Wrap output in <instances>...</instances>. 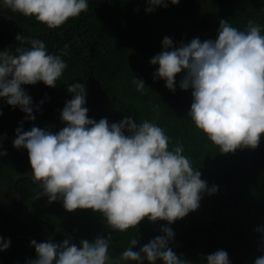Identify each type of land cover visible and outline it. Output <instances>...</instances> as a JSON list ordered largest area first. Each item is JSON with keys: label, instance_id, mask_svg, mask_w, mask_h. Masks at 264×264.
I'll list each match as a JSON object with an SVG mask.
<instances>
[{"label": "trees", "instance_id": "16d2710c", "mask_svg": "<svg viewBox=\"0 0 264 264\" xmlns=\"http://www.w3.org/2000/svg\"><path fill=\"white\" fill-rule=\"evenodd\" d=\"M174 1L0 18V195L23 213L53 159L137 203L50 164L24 227L0 206V264H264V0Z\"/></svg>", "mask_w": 264, "mask_h": 264}, {"label": "water", "instance_id": "95a60500", "mask_svg": "<svg viewBox=\"0 0 264 264\" xmlns=\"http://www.w3.org/2000/svg\"><path fill=\"white\" fill-rule=\"evenodd\" d=\"M107 1L108 0H76L70 3L54 4V3L48 2L47 0H23L20 4L17 15L13 16L11 13L8 12L7 8L10 4V0H7L5 6H0V18L10 23H16V22L22 21L27 16V13L29 12L32 6H36V7L43 8V9L50 10V11H67V10H73V9H78V8L84 11L89 4H105ZM175 10L176 9H174L173 12H175ZM94 44H95V40L92 42V44L88 48L84 49V52L86 53L89 52V50L92 48ZM50 164H55L59 171L58 185L60 183V178L63 176V174L67 173L70 167H76L77 170L79 171L80 182L88 188V191L93 196L99 197L102 194H109L110 196H113L116 200H118L119 202L123 204L128 203V204L137 205V203L134 200H121L119 197L115 196L113 193L108 192V191L97 193L95 189L92 188L90 183L84 181L82 169L77 164L71 162V163H68L65 166V168H62L61 164H59L55 160L48 159L45 163V167L48 173V184L46 188L43 186L42 182L35 175L31 173H25V174L18 176L12 184V192H13L14 197L24 206L23 213L17 212L14 204L10 200H8L6 197H4L3 195H0V206L5 208L15 218L23 222L20 227H24L26 218L29 215V206L25 198L16 190L17 184L20 180L24 178H32L34 181H36V183L39 186V190L42 193L46 194L50 192L53 188V177L51 175L50 168H49ZM154 203L158 205L157 202H154ZM150 207L151 205L149 206L148 212L150 211ZM158 207H156L151 214L152 216L151 225L153 227L155 224V213ZM138 209L141 210V208H138ZM13 232H16V230H14ZM29 239H31V237H29Z\"/></svg>", "mask_w": 264, "mask_h": 264}, {"label": "clouds", "instance_id": "9594fccd", "mask_svg": "<svg viewBox=\"0 0 264 264\" xmlns=\"http://www.w3.org/2000/svg\"><path fill=\"white\" fill-rule=\"evenodd\" d=\"M172 2H174L175 3V1L174 0H171ZM174 6V9H176L177 10V5L176 4H174L173 5ZM80 9V8H79ZM174 9H173V11H174ZM74 10V9H73ZM175 10V11H176ZM81 13H83V10L81 9ZM174 13V12H173ZM173 15V14H172ZM81 18H82V16L80 15L79 16V20H81ZM167 32H172V36H170L171 38L169 39V40H167V41H164V38H162L160 41H159V43H158V45L162 48V49H166L167 48V46L169 45V44H177L178 45V43L179 42H181L183 45H186V46H190L191 44H192V42H193V37L191 36V37H188V38H183V39H181V37H182V34H179L178 32H176L175 30H172V31H167ZM95 40V43H96V39H94ZM93 40V41H94ZM81 41V40H80ZM92 41V42H93ZM92 42H91V44H92ZM80 44H81V42H80ZM90 44V45H91ZM89 45V46H90ZM88 46V47H89ZM94 46V45H93ZM93 46H92V48H93ZM87 47V48H88ZM91 48V49H92ZM90 49V50H91ZM89 50V51H90ZM83 51H84V49H83ZM86 53V52H85ZM88 53V52H87ZM157 61H158V59H157V57H156V55H155V52H154V54L152 55V57L150 58V60H149V64H156L157 63ZM71 163V162H70ZM73 163V162H72ZM76 164V163H75ZM67 165V164H66ZM65 165V166H66ZM78 165V164H77ZM79 166V165H78ZM80 167V166H79ZM63 168V167H62ZM65 168V167H64ZM71 168V167H70ZM69 168V169H70ZM76 168V167H75ZM81 168V167H80ZM77 169V168H76ZM69 171V170H68ZM59 172V171H58ZM83 172V171H82ZM64 174H67V173H64ZM63 174V175H64ZM62 178V177H61ZM60 178V179H61ZM58 179H59V176H58ZM83 179H84V176H83ZM80 181V180H79ZM85 181V180H84ZM87 182V181H86ZM89 183V182H88ZM72 189V182L70 181V187H69V189H67V191L69 192L70 190ZM106 195H109V194H106ZM110 196V195H109ZM112 197V196H111ZM140 211H142V210H140ZM152 217V216H151ZM152 226V225H151ZM153 227V226H152ZM154 231H157V230H159V228H157L156 226H155V224H154ZM165 237H166V234L165 233H163L162 234V236L158 239V242H157V244L158 245H160L161 244V242H162V240H164L165 239ZM148 240V239H147Z\"/></svg>", "mask_w": 264, "mask_h": 264}, {"label": "rangeland", "instance_id": "374dc122", "mask_svg": "<svg viewBox=\"0 0 264 264\" xmlns=\"http://www.w3.org/2000/svg\"><path fill=\"white\" fill-rule=\"evenodd\" d=\"M108 207H112V204H111V203H109V204H108ZM160 245H162V244H160Z\"/></svg>", "mask_w": 264, "mask_h": 264}, {"label": "flooded vegetation", "instance_id": "af4514ba", "mask_svg": "<svg viewBox=\"0 0 264 264\" xmlns=\"http://www.w3.org/2000/svg\"><path fill=\"white\" fill-rule=\"evenodd\" d=\"M107 2H108V1H107ZM107 2H106V3H107ZM67 11H69V10H67ZM78 18H79V16H78ZM100 196H103V194H102V195H100Z\"/></svg>", "mask_w": 264, "mask_h": 264}]
</instances>
